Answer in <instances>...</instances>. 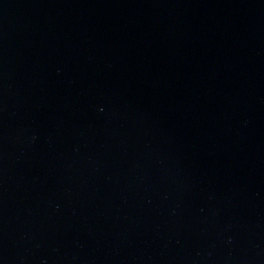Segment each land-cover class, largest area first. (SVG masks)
<instances>
[{"label": "water", "instance_id": "95a60500", "mask_svg": "<svg viewBox=\"0 0 264 264\" xmlns=\"http://www.w3.org/2000/svg\"><path fill=\"white\" fill-rule=\"evenodd\" d=\"M178 0H0V52Z\"/></svg>", "mask_w": 264, "mask_h": 264}]
</instances>
